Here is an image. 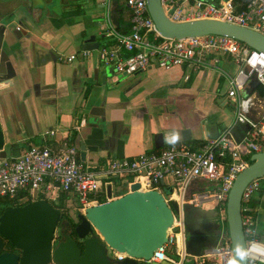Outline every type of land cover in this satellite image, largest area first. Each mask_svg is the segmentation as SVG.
Returning a JSON list of instances; mask_svg holds the SVG:
<instances>
[{
  "label": "built area",
  "instance_id": "obj_1",
  "mask_svg": "<svg viewBox=\"0 0 264 264\" xmlns=\"http://www.w3.org/2000/svg\"><path fill=\"white\" fill-rule=\"evenodd\" d=\"M112 1L106 0V24L102 34L117 41L115 45L99 44L100 59L114 66L121 74H134L157 67L172 69L180 66L193 72L213 70L227 82L226 100L234 106V122L220 135L198 148L186 144L168 145L160 151L142 152L133 159L110 158L108 165L91 170L80 159L76 144L65 139L58 148L29 144L19 155L0 162V198H15L27 191L24 198L36 200L40 196L52 202L61 193L78 199L79 210L102 203L100 195L112 179H136L144 190H159L174 210L175 224L169 241L159 248L152 262L170 264H233V250L229 237L214 249H206L202 256H191L185 248L184 205L191 203L206 210L220 208L226 219L228 195L237 175L251 164V157L264 151V51L257 50L230 36L208 34L186 38L162 36L150 15L147 0H123L130 13L128 30L119 29L110 14ZM164 11L172 21L214 18L255 29L264 35V0H162ZM91 50L84 49L87 56ZM238 65L232 75L222 64V56ZM76 54L67 60L72 61ZM187 73L185 78L189 79ZM255 77L258 84L245 95L243 91ZM247 101L244 106L242 102ZM247 125L243 140L234 126ZM81 120L74 126L80 131ZM51 135L54 132L50 133ZM201 180L212 183L203 192L195 191L187 198L189 188ZM264 175L252 180L242 196V222L247 245V264H264V239L260 237L254 197L262 190ZM171 187V192L165 193ZM167 192V191H166ZM174 248L170 251V248ZM117 260L125 255L115 253Z\"/></svg>",
  "mask_w": 264,
  "mask_h": 264
},
{
  "label": "crops",
  "instance_id": "obj_2",
  "mask_svg": "<svg viewBox=\"0 0 264 264\" xmlns=\"http://www.w3.org/2000/svg\"><path fill=\"white\" fill-rule=\"evenodd\" d=\"M105 1L0 0V15L12 17L24 32L10 41L17 76L0 91L1 124L11 141L9 156L19 155L31 143L58 148L65 139H73L79 149L84 142L86 160L81 153L80 159L96 171L106 167L110 158L133 159L161 149L155 146L159 133L165 142L166 136L178 132L181 139L175 145L198 148L234 122V112L232 118L226 115L225 107L231 104L226 100L227 82L213 70L193 72L176 66L121 74L100 59L98 49L84 56V40L92 34L100 45L103 40V44H117L102 34ZM125 9L123 3L112 1V20L123 31L130 25ZM71 54L76 58L69 61ZM97 107H104V113ZM83 119L85 125L76 131L74 126ZM90 119L100 121L99 125ZM184 130L190 138H184ZM168 145L165 142L164 147ZM102 192L107 198L105 187ZM75 199L70 195L67 206ZM253 205L264 239V185Z\"/></svg>",
  "mask_w": 264,
  "mask_h": 264
},
{
  "label": "water",
  "instance_id": "obj_3",
  "mask_svg": "<svg viewBox=\"0 0 264 264\" xmlns=\"http://www.w3.org/2000/svg\"><path fill=\"white\" fill-rule=\"evenodd\" d=\"M148 9L159 33L168 38H186L208 34L233 37L250 47L264 51V35L255 29L214 18L172 21L164 11L162 0H147ZM29 15V12H25ZM119 25V21L114 19ZM24 33L16 22L0 15V91L10 86L17 76L10 58V46ZM92 34L84 40V49L99 47ZM12 44V45H10ZM103 111L104 107H97ZM93 112V111H92ZM99 125L100 121L91 120ZM105 123L102 125L104 128ZM101 127V126H100ZM188 130H184V138ZM10 139L0 119V162L10 153ZM164 134L155 135L156 148L164 147ZM78 146V145H77ZM79 148V147H78ZM81 159L86 160L87 147L80 145ZM124 158V157H123ZM264 175V151L251 157V164L241 171L231 187L226 205L225 229L218 226L220 212L184 205L185 248L191 256H202L206 249L221 245L228 236L233 250V264H247L237 252L247 251L242 222V196L246 186ZM202 183L205 181L201 180ZM205 189L196 183L189 188L187 198ZM171 192V187L166 189ZM107 201L86 207L78 214L79 222L69 221L56 240L61 218L60 209L50 201L39 198L24 205L7 206L0 216V264H141L149 262L154 253L169 241L175 224L174 210L159 190H144L138 179L129 191L115 196L113 184H107ZM75 233V235H74ZM58 238V237H57ZM7 241L16 251H3ZM110 251L125 255L117 260Z\"/></svg>",
  "mask_w": 264,
  "mask_h": 264
},
{
  "label": "rangeland",
  "instance_id": "obj_4",
  "mask_svg": "<svg viewBox=\"0 0 264 264\" xmlns=\"http://www.w3.org/2000/svg\"><path fill=\"white\" fill-rule=\"evenodd\" d=\"M120 3H123V0H118ZM218 0H212V2H217ZM126 8V7H125ZM125 15H127L128 14V9L126 8L125 9V13H124ZM103 43H104V40L102 41ZM102 43V44H103ZM222 58H224L223 60H230V59H233V56L231 55V54H226V55H223L222 56ZM231 63L229 64V65H225V64H223L224 65V67L232 74V75H234L236 72H237V70H238V65L236 64V63H234L233 61H230ZM257 84H258V82H257V80H256V78L255 77H253L252 78V80L249 82V84L246 86V88H245V90L243 91V93L245 94V95H248V94H250L252 91H253V89H254V87H256L257 86ZM225 109H226V115H228L229 116V118H232L233 117V112H234V106L232 105V104H229L228 106H226L225 107ZM231 120V119H230ZM234 131H235V133L237 134V136L240 138V140H243V138L245 137V134H246V131H247V125L246 124H242V123H237V124H235V126H234ZM128 182L127 181H124L123 182V184H120L119 186H120V188L122 189L121 191L123 192V191H126L127 190V188H129L128 187ZM201 186L204 188V189H208V188H210V187H212L213 185H212V183H209V182H204V183H202L201 184ZM117 187V186H116ZM165 193L167 194L168 192H166L165 191ZM76 200V199H75ZM26 200L25 199H23V200H21L20 202H25ZM48 201H50L51 203H52V201L51 200H49L48 199ZM79 202H78V200H76V201H74L72 204H69L67 207H68V210L66 211L67 213H68V215H70V216H72L76 221H77V219H78V214L81 212L80 210H79ZM218 212H220V215L217 217V223H218V226L219 227H223L224 229H225V227H226V223H225V221H224V219L222 218V216H221V210H220V208H217L216 209ZM59 234V229H57V232H56V235H58ZM225 242V239L224 238H221V240H220V244H223ZM173 249V253H174V255H175V252H174V248L173 247H171L170 248V251Z\"/></svg>",
  "mask_w": 264,
  "mask_h": 264
},
{
  "label": "trees",
  "instance_id": "obj_5",
  "mask_svg": "<svg viewBox=\"0 0 264 264\" xmlns=\"http://www.w3.org/2000/svg\"><path fill=\"white\" fill-rule=\"evenodd\" d=\"M70 143H74L73 142V139H70ZM162 149V148H161ZM161 149H158L157 151H160ZM112 181L114 184H115V187H116V190H115V193L117 196L119 195H123L126 193V191H121L122 189L120 188V184H123L124 180L122 179H112L110 180ZM27 194V191H24V192H20L15 198H10V197H1L0 198V216L1 214L3 213V211L5 210V208L7 206H18V205H24L28 202H31L32 199H29L28 201H25V202H20L22 198H24ZM40 198H46L45 196H40ZM69 199V195L67 193H61V196L60 198L57 200V201H54L52 202V204L60 209V211L62 212V214H68L66 211L68 210V207H67V200ZM100 200L101 202H106L107 201V198L105 197L104 195V192L101 193L100 195ZM80 205V204H79ZM80 207V206H79ZM74 227L76 226V223L73 224ZM75 235V233H74ZM16 251V248H14L9 242L6 243L5 245V248L3 251Z\"/></svg>",
  "mask_w": 264,
  "mask_h": 264
},
{
  "label": "clouds",
  "instance_id": "obj_6",
  "mask_svg": "<svg viewBox=\"0 0 264 264\" xmlns=\"http://www.w3.org/2000/svg\"><path fill=\"white\" fill-rule=\"evenodd\" d=\"M247 101L242 102V104L244 106L247 105ZM181 139V136L178 132H172L170 135L165 137V142L168 143L169 145H175L176 143H178ZM236 256H238L240 259H245L246 257L249 256V252L247 251H243V252H237Z\"/></svg>",
  "mask_w": 264,
  "mask_h": 264
},
{
  "label": "flooded vegetation",
  "instance_id": "obj_7",
  "mask_svg": "<svg viewBox=\"0 0 264 264\" xmlns=\"http://www.w3.org/2000/svg\"><path fill=\"white\" fill-rule=\"evenodd\" d=\"M17 28L18 29H21V26L20 25H17ZM67 221H69L72 225L73 224H77L79 222V220L77 219V221L70 215H66V214H62L61 212V218H60V221H59V234L62 230L65 229V224ZM58 237V238H57ZM56 237V240L58 241V239L60 238V235H57ZM8 242V241H7Z\"/></svg>",
  "mask_w": 264,
  "mask_h": 264
}]
</instances>
